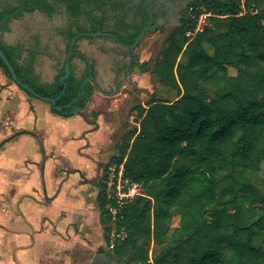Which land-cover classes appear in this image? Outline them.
<instances>
[{"label":"trees","instance_id":"trees-1","mask_svg":"<svg viewBox=\"0 0 264 264\" xmlns=\"http://www.w3.org/2000/svg\"><path fill=\"white\" fill-rule=\"evenodd\" d=\"M103 1L0 0V49L24 85L44 97L60 95L61 110L50 105L64 117L86 109L93 84L71 74L65 88V68L54 82H41L37 45L27 51L4 34L12 19L35 10L52 16L59 2L74 17L97 5L101 13L87 10L91 26L76 21L77 33L108 30L131 47L143 26ZM203 14L209 22L196 31ZM111 18L116 25L107 29ZM75 35L68 31L70 40ZM167 38L162 56L143 69L175 99L134 106L136 126L105 165H123L128 187L137 183L142 192L120 207L99 191L105 240L116 237L110 255L133 264H264V190L253 183L264 165V0H191ZM0 68L11 78L1 58Z\"/></svg>","mask_w":264,"mask_h":264},{"label":"crops","instance_id":"crops-1","mask_svg":"<svg viewBox=\"0 0 264 264\" xmlns=\"http://www.w3.org/2000/svg\"><path fill=\"white\" fill-rule=\"evenodd\" d=\"M34 15L46 24L33 27L30 21L21 24L18 20L21 17L15 18L4 39L9 44H26L27 50L39 45L35 72L41 82L52 83L65 68L72 44L67 32L79 18L74 20L65 12L53 18L40 13ZM62 16L70 19L62 21ZM74 39L77 54L73 52L70 57L71 74L94 86L83 111L87 120L77 113L64 117L53 112L49 103L30 97L0 68V264H127L125 260H114L108 252L101 254L100 239L95 241L96 235L92 233L103 229L100 215L89 216L84 209L76 208L81 211L77 215L74 207L61 201L60 193L54 194L52 174L61 173L62 166L52 162L53 151L46 148V141L53 132L60 142L74 141L77 125L80 134L88 133L96 124V136L104 132L109 126L106 116L131 100L130 85L136 92L144 93L140 86L145 74L144 60L111 34H79ZM95 134L92 139H86L87 144L98 139ZM57 153L58 160L65 157ZM62 216L66 220L76 217L81 230L87 229L85 237L80 239L79 235L74 241L58 244L53 230ZM74 252L89 253V260L74 261Z\"/></svg>","mask_w":264,"mask_h":264},{"label":"rangeland","instance_id":"rangeland-1","mask_svg":"<svg viewBox=\"0 0 264 264\" xmlns=\"http://www.w3.org/2000/svg\"><path fill=\"white\" fill-rule=\"evenodd\" d=\"M190 1L191 0H186V5ZM185 10L186 6L182 5L179 15H183ZM29 14L30 16H27L26 14L25 16L18 19L21 24L23 22L27 23L29 21L31 22V25H33V27H43V25L46 24L43 19L34 17V13ZM208 16L209 14H203L199 18V28H204V26L209 22ZM60 19L67 22L70 18L62 16ZM178 24L179 17L174 22L162 23V25L158 29H154L153 27L142 37L137 46L133 48V52L135 53V55L138 54L144 60L143 62H148L149 66H152L156 58L162 56L163 51L165 50L168 43L167 36ZM206 48L210 54L213 53V49L209 45L206 44ZM183 60L184 58L181 59V61ZM230 74L235 76L238 74V70L235 68H230ZM140 86L142 90H144L143 94H141V92H136V90L133 89L131 85L129 86L128 91L131 100H126L123 103L122 107H118L114 113L106 116V120L109 123V126H106L104 132L99 133L98 136H96L98 131L95 130L98 128L97 124L90 127L95 131L91 130L88 131V133L86 132L81 134L80 127L77 125V127H75L76 139H74V141L72 140L60 142L58 141L56 132H53L50 140L46 141V148H48L49 151H53V154L51 153L50 156L52 162L54 164H60L62 166L61 173L52 174V177L55 178L53 179L54 194L60 193V198L62 199L61 201H65V204L68 203V207L69 205H71V207H74V212L77 215L79 214V212L81 213V211L76 210V208H79V210L84 209V213L89 216H92L93 214H95V216L101 214V208L97 200L99 191L101 189L105 190L110 181L113 180V182H117L118 172L120 170V168L117 169L116 166H111L107 171H105V165L110 161L115 153L118 152L119 147L126 143L124 134L134 126H136L134 117L137 114V110L134 109V106L139 104L145 105L147 100L151 98H154L156 100H165L167 97L172 101L175 99L174 93H169L167 90H165L164 86L151 72H145ZM70 128H72V126ZM56 129L57 128H55V131ZM94 133H96L95 136L98 139H96V141H90L87 144L86 139H92V135ZM95 143H97L96 146ZM90 144L92 145L89 146ZM81 145H84V147L80 148L79 146ZM57 152L63 153L65 157L58 160L59 158L57 157ZM41 157L44 158V156ZM60 180H63L62 183L60 182ZM253 183L256 188L260 189L261 191L264 190V165L258 177L254 180ZM63 184L64 187L61 188ZM59 218L61 219L57 220V224L55 225L53 230V234L57 236L56 239L58 244H62V242H65V244H67L66 242L78 239L76 237H78L79 235H81L80 239H83L85 237L87 229H84L83 231L81 230V223L79 221H76V217L70 216L67 220L64 219L63 216ZM113 229H115L114 225ZM102 231L103 229L101 228L99 233L92 232L93 235H96L94 240L96 241L100 239L99 242H101V254L103 252L112 254L114 247L113 238L116 237L112 236L111 243H107ZM259 243V239L255 240V244ZM70 248L72 249V247ZM75 252V256H73L76 257V259L74 261L87 262L89 260V253L80 254L77 252L75 254ZM30 255L33 258V251L32 254L30 252ZM114 260L118 261V259ZM125 262L127 264H133L129 260H125Z\"/></svg>","mask_w":264,"mask_h":264},{"label":"flooded vegetation","instance_id":"flooded-vegetation-1","mask_svg":"<svg viewBox=\"0 0 264 264\" xmlns=\"http://www.w3.org/2000/svg\"><path fill=\"white\" fill-rule=\"evenodd\" d=\"M103 3H105L106 8L108 9L115 6L119 10L117 12L116 11L114 12L115 15L116 14H121V15L126 14L127 16L125 19L127 20V22L130 23V25L138 24V25H142L143 29L147 28L146 33L149 30H151L153 27L154 29L160 28L162 23L174 22L178 17H179V22H180V19L182 17V15L181 16L179 15L180 8L182 5L186 6V0H104ZM56 8H57V11L56 13H54V15L51 16V18H53L55 15L64 14V12H65V15H70L64 3H61V2L57 3ZM92 8L94 9L96 14L101 13L99 9L97 8V5H92L91 7L86 6L85 10L87 11ZM86 11L82 12L78 17H74L72 15L70 16H72L74 20L79 18L80 19V20L78 19L79 24L89 28L91 26V23H90V18L88 17ZM32 13H35V11ZM25 14H29V13H25ZM41 14H44V13L41 12ZM24 15H22L21 17H23ZM82 17H85V18L82 19ZM116 22L117 20L115 18L109 19V21H107L106 23V28L111 29L112 27L116 25ZM70 29L76 34L74 38L77 35H79V33H77L76 20L72 23ZM102 32L104 34L114 35L112 32H109L108 30H105ZM67 37L70 40L68 36V32H67ZM74 38L70 40V43L73 41ZM24 42L26 43V41ZM25 45L24 47L26 49L27 45L26 46ZM36 50L39 56L40 55L39 45L36 47ZM27 51H25V55L27 54L26 53ZM75 54H77L76 49L74 50V55Z\"/></svg>","mask_w":264,"mask_h":264},{"label":"water","instance_id":"water-1","mask_svg":"<svg viewBox=\"0 0 264 264\" xmlns=\"http://www.w3.org/2000/svg\"><path fill=\"white\" fill-rule=\"evenodd\" d=\"M35 13H40L41 14V12L39 10H35ZM146 31H147V28H144L143 31L141 32V34L138 36L136 42L131 46L132 49L137 46V44L140 42V40L142 39V37L145 35ZM97 33H101L102 34L103 32L102 31H99ZM74 40L72 41V44L70 46V51H69V54H68V57H67V62L65 64V72L66 73H65L64 76L61 77V82L64 84L65 88H66V82H65V80L71 75L70 57H71V54L74 52L73 51ZM0 58L3 60V62L7 66L8 70L10 72V76H11V78H12V80H13L14 83H16L19 87H21L26 92L32 94L35 98H37L39 100H42V101H45V102H47V103H49V104H51L53 106H56V101H57V99H59L60 95L58 97H56V98H49V97H44V96H41V95L37 94L31 87H29L27 85H24L18 79V76H17V74L15 72V69H14L13 65L10 63V61L7 59L6 55L4 54V52L1 49H0ZM56 108H57V110H61L60 107H57L56 106ZM77 114L86 119V116H85V114H84L83 111H78ZM91 122L96 124V121L95 120L94 121H91Z\"/></svg>","mask_w":264,"mask_h":264},{"label":"built area","instance_id":"built-area-1","mask_svg":"<svg viewBox=\"0 0 264 264\" xmlns=\"http://www.w3.org/2000/svg\"><path fill=\"white\" fill-rule=\"evenodd\" d=\"M203 28H199L197 26L196 31H202ZM188 35H191L189 32ZM123 165L120 166V170L118 172V179L117 182L110 181L108 183L107 188L105 189L108 199H116V202L119 206H124L126 202L133 198L136 195H141V188L137 183L132 184L128 187V181L123 178ZM110 211L115 214L117 212L116 207L108 205Z\"/></svg>","mask_w":264,"mask_h":264}]
</instances>
